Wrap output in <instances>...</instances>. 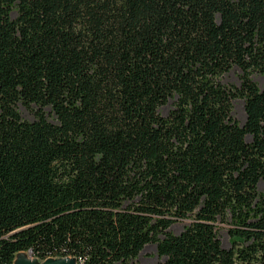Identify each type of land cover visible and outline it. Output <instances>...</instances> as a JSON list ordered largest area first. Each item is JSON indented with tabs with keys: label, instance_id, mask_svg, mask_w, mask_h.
Returning a JSON list of instances; mask_svg holds the SVG:
<instances>
[{
	"label": "trees",
	"instance_id": "obj_1",
	"mask_svg": "<svg viewBox=\"0 0 264 264\" xmlns=\"http://www.w3.org/2000/svg\"><path fill=\"white\" fill-rule=\"evenodd\" d=\"M254 74L264 0H0V264H264Z\"/></svg>",
	"mask_w": 264,
	"mask_h": 264
},
{
	"label": "rangeland",
	"instance_id": "obj_2",
	"mask_svg": "<svg viewBox=\"0 0 264 264\" xmlns=\"http://www.w3.org/2000/svg\"><path fill=\"white\" fill-rule=\"evenodd\" d=\"M241 72L237 69L232 70L228 73L224 79L223 83L229 88L239 87L241 82ZM253 81L256 85L261 89L264 90V74H254L252 77ZM173 110V101H170L166 106L162 107L160 113L163 117H168L170 112ZM22 117L25 120L33 121L32 113L28 110L21 109ZM233 117L237 122L243 126L246 122V112H245V103L242 100H235L233 102ZM247 142H251V138H247ZM258 189L261 193H264V180H262L258 186ZM190 224L189 221H178L171 227V232L175 235H179L183 232L186 226ZM223 247L225 249H229L228 237L225 231L221 232L220 235ZM22 259L26 261H32V257L30 253H24L21 255ZM17 259H20L17 258ZM138 264H163L164 259L161 258L157 251V246L154 244H150L144 248L142 253L137 259Z\"/></svg>",
	"mask_w": 264,
	"mask_h": 264
},
{
	"label": "water",
	"instance_id": "obj_3",
	"mask_svg": "<svg viewBox=\"0 0 264 264\" xmlns=\"http://www.w3.org/2000/svg\"><path fill=\"white\" fill-rule=\"evenodd\" d=\"M24 253H20L17 255L16 260L14 264H77L76 259L72 258H66V259H48L44 262H40L39 260L33 258L32 253H30V256L32 257V261H26L25 259H22L21 255ZM20 259H17L19 258Z\"/></svg>",
	"mask_w": 264,
	"mask_h": 264
}]
</instances>
